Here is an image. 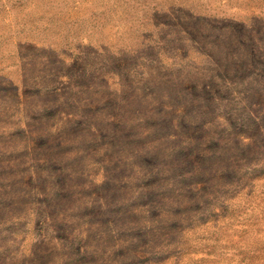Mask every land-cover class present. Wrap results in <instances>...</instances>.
<instances>
[{"label":"rangeland","instance_id":"obj_1","mask_svg":"<svg viewBox=\"0 0 264 264\" xmlns=\"http://www.w3.org/2000/svg\"><path fill=\"white\" fill-rule=\"evenodd\" d=\"M0 264H264V0H0Z\"/></svg>","mask_w":264,"mask_h":264}]
</instances>
